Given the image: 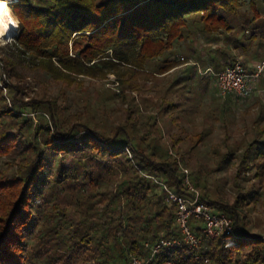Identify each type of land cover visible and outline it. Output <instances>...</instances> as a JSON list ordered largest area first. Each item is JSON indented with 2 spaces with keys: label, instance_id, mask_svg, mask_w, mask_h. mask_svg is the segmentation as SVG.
I'll use <instances>...</instances> for the list:
<instances>
[{
  "label": "trees",
  "instance_id": "trees-1",
  "mask_svg": "<svg viewBox=\"0 0 264 264\" xmlns=\"http://www.w3.org/2000/svg\"><path fill=\"white\" fill-rule=\"evenodd\" d=\"M246 1L17 0L11 6L20 27L13 51L0 57V162L7 166L0 167V264H112L113 250L121 263L127 253L145 257L147 241L167 239L176 230L175 208L166 192L144 175L186 194L177 158L160 144L159 116L140 123L130 112L112 136L92 117L76 119L65 129L55 101H24L23 89L4 75L13 79L17 63L28 61L58 82L103 81L113 75L122 87L136 89L140 78L180 69V59L191 71L197 69L191 65L195 62L218 73L234 62L235 49L264 47V0L260 6L250 0L243 10ZM180 45L185 46L182 56L172 57ZM180 76L183 82L193 79L192 74ZM4 89L14 91L8 102ZM180 89L178 100L158 106L161 113H177L171 120L175 124L188 121L193 107V97L184 96L190 90ZM43 113L47 118L34 125L33 117ZM253 135L240 161L264 166V127ZM195 136L191 149L202 142V134ZM179 142L173 140L171 148L177 151ZM200 196L233 220L236 233L203 239L201 259L264 264V237L246 230L240 207ZM67 200L72 201L69 208ZM72 211L88 228L75 225L74 238L64 246L57 233V240L50 237L52 230L43 234L52 212L67 217ZM193 226L199 232L200 224ZM98 231L96 242L92 233ZM157 260L194 264L183 248L167 249Z\"/></svg>",
  "mask_w": 264,
  "mask_h": 264
},
{
  "label": "rangeland",
  "instance_id": "rangeland-1",
  "mask_svg": "<svg viewBox=\"0 0 264 264\" xmlns=\"http://www.w3.org/2000/svg\"><path fill=\"white\" fill-rule=\"evenodd\" d=\"M249 1H246L243 10L249 9ZM253 2L261 5V0ZM13 47L14 43L0 47V57L12 52ZM179 47L172 57L182 56L185 46ZM257 47L254 44L245 52L240 49L233 51V56L241 59L249 74L260 71L255 81V94L247 99L232 95L225 99L221 98L213 77L201 76L198 69L189 70L185 64L187 60L181 59L180 63L184 64L177 71L156 78H140L136 81V89L122 87L116 83L113 75H109L103 81L78 78L73 84L58 82L47 73L31 68L28 61L17 63L13 79H10L7 73L4 78L13 86L23 89L24 101L30 99L55 101L62 109L60 126L65 129L76 119L85 120L92 117L112 136L113 129L125 124L130 112L132 118H139L140 123H145L149 116H159L162 128L160 144L170 156L177 158L179 172L188 171L191 183L200 195H204L205 200L238 205L244 216L246 230L251 235L264 237V166L252 163L248 166L240 161L247 144L254 136V130L264 127V63L260 58L264 56V47L261 49ZM190 61H193L192 58L188 59V62ZM182 72L185 76L192 74L193 79L188 82L179 80ZM183 86L186 91L190 90L189 94L183 93L185 97H193V107L188 121L175 124L171 120L177 113L161 111L164 102L178 100L180 88ZM13 93L14 91L9 93L4 89L2 95L8 102ZM160 105L162 107H158ZM138 111L140 115L137 114ZM42 117L47 118L44 113L35 115L34 125ZM145 128L143 125L141 133L146 132ZM198 134L203 135L202 142L191 149L196 139L195 135ZM178 138L180 144L176 151L171 145L172 141ZM0 167H7L5 160L0 162ZM71 202L67 200L65 203L67 208ZM45 223L46 230L43 234L47 230H52L50 237L57 240L55 235L57 233L61 246L74 238L72 228L75 225L84 224L88 228V222L83 221L76 211H72L67 217L52 212ZM99 232L92 233L96 236L94 238L96 242H99L97 237ZM147 243L151 244L149 241ZM61 250L65 251V248L62 247ZM110 258L112 264H121L115 250L110 252Z\"/></svg>",
  "mask_w": 264,
  "mask_h": 264
},
{
  "label": "built area",
  "instance_id": "built-area-1",
  "mask_svg": "<svg viewBox=\"0 0 264 264\" xmlns=\"http://www.w3.org/2000/svg\"><path fill=\"white\" fill-rule=\"evenodd\" d=\"M8 2L10 7L17 0H8ZM191 65L199 70L201 76L215 79L218 95L223 99L229 95L247 99L255 94V81L259 77L260 71L249 74L240 58H236L229 67L218 73H215L210 67L202 70L195 62H191ZM144 177L158 183L161 189L166 192V201L175 208L174 226L176 232L175 235L167 239L162 238L153 244L145 243L144 247L148 250V255L145 257L127 253L126 260L121 264H183L174 260H157L158 256L167 249L182 248L187 250L188 256L194 264H208V260H202L199 255L202 240H214L236 235L233 220L201 199L200 193L190 181L187 170H184L183 178L185 195L170 191L164 182L158 181L154 177L147 175ZM194 224H200L199 232L194 229Z\"/></svg>",
  "mask_w": 264,
  "mask_h": 264
},
{
  "label": "clouds",
  "instance_id": "clouds-1",
  "mask_svg": "<svg viewBox=\"0 0 264 264\" xmlns=\"http://www.w3.org/2000/svg\"><path fill=\"white\" fill-rule=\"evenodd\" d=\"M20 20L9 7L8 0H0V47L15 42V35L19 32Z\"/></svg>",
  "mask_w": 264,
  "mask_h": 264
}]
</instances>
